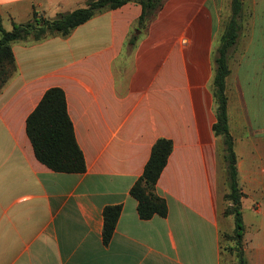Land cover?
Segmentation results:
<instances>
[{
    "label": "crops",
    "instance_id": "obj_1",
    "mask_svg": "<svg viewBox=\"0 0 264 264\" xmlns=\"http://www.w3.org/2000/svg\"><path fill=\"white\" fill-rule=\"evenodd\" d=\"M87 1L0 0L2 26L26 23L33 11L52 20ZM225 3L165 0L141 29V6L128 3L97 13L68 36L12 44L15 70L0 91V264L227 260L221 236L234 226L223 216L228 186L222 141L212 130L213 58ZM252 8L229 57L225 93L241 206L250 199L252 214L262 218H243L244 227L260 233L264 0H254ZM53 88L64 94L84 173L52 172L36 159L27 137L28 116ZM159 139L172 142L156 185L168 214L143 221L130 189ZM110 206L121 212L105 246L103 210ZM244 252L247 264H264V238Z\"/></svg>",
    "mask_w": 264,
    "mask_h": 264
},
{
    "label": "trees",
    "instance_id": "obj_2",
    "mask_svg": "<svg viewBox=\"0 0 264 264\" xmlns=\"http://www.w3.org/2000/svg\"><path fill=\"white\" fill-rule=\"evenodd\" d=\"M165 0H88L83 8L68 13H60L49 20L33 11L31 19L23 24H11L5 30L0 17V91L15 70L12 44L33 39L35 41L52 35L68 36L76 27L90 20L97 13L115 10L128 3H137L142 12L138 28H145L161 9ZM243 0H231V16L227 21L214 51V76L212 95L215 105V123L212 130L222 141L228 193L224 201V217H232V233H223L221 237L234 242L231 252L235 254V263L247 264L243 249L245 232L241 201L244 194L238 183L236 155L233 138L228 129L226 78L229 75L228 56L237 43L240 34V19ZM133 43V39L130 41ZM26 134L36 159L55 173L81 174L85 172L83 155L76 143L72 123L69 119L66 101L60 89L48 90L26 120ZM172 152V142L159 139L151 149L150 158L142 175L130 189V196L137 202V214L140 220L147 221L155 216L165 218L168 208L164 199L156 194L158 179ZM121 206H110L103 210L102 241L109 244L120 216ZM222 252V251H221Z\"/></svg>",
    "mask_w": 264,
    "mask_h": 264
},
{
    "label": "rangeland",
    "instance_id": "obj_3",
    "mask_svg": "<svg viewBox=\"0 0 264 264\" xmlns=\"http://www.w3.org/2000/svg\"><path fill=\"white\" fill-rule=\"evenodd\" d=\"M252 6H254V0H247V2L244 3L243 1V10H242V16L240 19V27L241 30L240 32L243 33V28H244V20H252V11L253 8ZM83 6H72V8H70V10H65V11H73L75 9H79L82 8ZM50 12H52V10H50ZM68 13V12H67ZM231 16V9H230V0H227V3H225L224 7L222 8L221 11V20H220V32L222 34L223 29L227 23V21L229 20ZM4 27H6L8 30L11 29V24L8 22H4ZM138 30V29H137ZM232 53V52H231ZM230 53V54H231ZM230 54L228 56V61H229V57ZM253 201H250V199H248L246 202H244L242 207V213L244 212L243 218L244 220H247L248 217L252 218L253 220H257V221H261V217L256 216L255 214H252L253 212ZM261 212L264 213V203L262 202L261 204ZM252 227H250L249 229H247L244 232V236H243V249H245L246 247L250 246L254 240H258L260 239V241L264 238V231H261L260 233H256L254 232L253 229H251ZM220 247H221V251H222V256L225 255L227 260L223 259L222 257V263L226 264L225 261H227V263L231 261H233L235 263V254L231 252V249L234 247V242L221 237V241H220ZM229 260V262H228Z\"/></svg>",
    "mask_w": 264,
    "mask_h": 264
}]
</instances>
